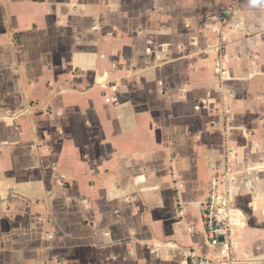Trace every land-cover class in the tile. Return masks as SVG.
<instances>
[{
  "label": "crops",
  "instance_id": "crops-1",
  "mask_svg": "<svg viewBox=\"0 0 264 264\" xmlns=\"http://www.w3.org/2000/svg\"><path fill=\"white\" fill-rule=\"evenodd\" d=\"M231 6L224 116L209 17ZM225 151L235 233L215 257L201 204ZM189 251L264 264V0H0V264Z\"/></svg>",
  "mask_w": 264,
  "mask_h": 264
},
{
  "label": "built area",
  "instance_id": "built-area-1",
  "mask_svg": "<svg viewBox=\"0 0 264 264\" xmlns=\"http://www.w3.org/2000/svg\"><path fill=\"white\" fill-rule=\"evenodd\" d=\"M237 14V10L231 6L227 10L209 17V21L216 26L217 42L210 49L214 55V72L219 83V89L217 90L221 94L222 99L221 114L224 116L227 114V100L229 98V94L227 92L224 94L221 87L227 59L224 53L226 43L225 24L227 18H233ZM218 166L213 167V174L207 186V194L201 204V217L205 237L215 257L223 248L229 245V240L233 233H235L231 213L234 209L236 197L233 184L237 175L232 168L228 151H225L224 159L220 163V169H218ZM220 238L223 239V242H220ZM187 264H236V262L230 258L228 261L217 263L194 251H189L187 254Z\"/></svg>",
  "mask_w": 264,
  "mask_h": 264
},
{
  "label": "rangeland",
  "instance_id": "rangeland-1",
  "mask_svg": "<svg viewBox=\"0 0 264 264\" xmlns=\"http://www.w3.org/2000/svg\"><path fill=\"white\" fill-rule=\"evenodd\" d=\"M43 190L41 191L39 188L32 187L30 192H29L30 197H34L35 196V197L39 198V201H41L40 204H39L40 205L39 208H41V210H43V211L44 210H48V211L52 212V211H54L52 208H57V207L61 206L62 204H63V207H64L65 203H63V199H64V195L63 194H62V196H58L57 198L55 197L56 205L54 206L52 202H50V203L49 202H43V198L41 196ZM57 209H59V208H57ZM53 222L56 224L57 221L53 220ZM58 222H60V221H58ZM54 234L58 237L60 235V231L59 230L58 231L54 230Z\"/></svg>",
  "mask_w": 264,
  "mask_h": 264
},
{
  "label": "water",
  "instance_id": "water-1",
  "mask_svg": "<svg viewBox=\"0 0 264 264\" xmlns=\"http://www.w3.org/2000/svg\"><path fill=\"white\" fill-rule=\"evenodd\" d=\"M220 242H223V239L222 238H220Z\"/></svg>",
  "mask_w": 264,
  "mask_h": 264
}]
</instances>
